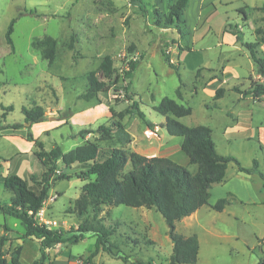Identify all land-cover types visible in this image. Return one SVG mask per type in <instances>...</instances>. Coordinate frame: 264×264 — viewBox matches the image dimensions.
<instances>
[{
	"label": "rangeland",
	"instance_id": "obj_1",
	"mask_svg": "<svg viewBox=\"0 0 264 264\" xmlns=\"http://www.w3.org/2000/svg\"><path fill=\"white\" fill-rule=\"evenodd\" d=\"M175 1L145 0L148 7L144 14L131 0H0V133L12 132L17 138L12 141L0 136V156L3 158L0 163V204H5L11 197L2 183L7 173H18L24 178L26 172L27 180L29 175L43 174L42 165L33 156L42 150L36 146L37 142L43 143L44 150L60 147L64 153L80 145L95 143L101 149L97 162H103L113 148L127 154L136 152L146 157H167L195 174L197 166L189 163L179 142L165 133V117L155 111L165 97L191 107L192 114L179 121L190 127L202 125L212 129L213 142L220 154L236 157L241 164L259 154L260 147L255 139L245 141L233 137L227 144L225 130L228 126L236 128L249 124L240 116L243 114L239 110L248 109L254 115V108L244 105L238 110L232 101L239 94L246 95L254 82H264L243 46V42H256L255 29L264 28V12L259 9L264 0H191L184 23L166 28L164 18L157 15V10L167 14ZM207 1L209 3L204 5ZM30 11L35 13L30 15ZM242 11L246 12L247 20ZM12 20H15L14 50L6 42ZM238 36L243 42L238 41ZM72 38L74 50L69 47ZM50 41L54 42L52 59L48 58ZM263 47L259 49L263 51ZM164 53L174 68L169 66ZM106 56L112 58L115 73L121 76L130 61L137 62L134 78L132 81L122 78L120 84L107 93H100L90 100L83 99L89 87L87 76L90 72H96L100 81L108 82L100 70ZM226 67L231 68L232 79H226L224 83V77L229 78ZM220 88L224 90L225 99L219 108H215L214 94ZM131 95L138 102V109L132 105ZM37 106L44 109L49 125L56 121L60 127L40 134L39 124L34 127L35 124L26 123L22 109ZM139 110L144 113L143 119L138 115ZM234 110L238 114H232ZM119 113H123V119L119 118ZM75 114L85 118L77 127L71 122ZM118 123L129 134V142L126 134L117 128ZM101 127L108 133L100 134L97 130ZM81 130L90 133L81 135ZM29 136L33 142H28ZM17 153H28L29 159H20V155L15 156ZM20 162H23L21 168ZM91 165L66 168L58 162L47 198L57 196L54 203H49L47 212L48 217L57 222L55 230L76 229L80 222L92 221L97 215L106 221L107 228L118 232L113 233L111 239L117 247L113 249L114 253L121 251L142 264H171L170 227L154 208L103 205L94 209L90 206L80 215L75 204L81 198V187L94 179L85 180L81 174ZM130 168L129 164L127 170ZM62 175L70 179H55ZM218 201L213 191L208 205L201 209L200 224L206 225L216 219L222 234L231 237L245 232L249 246H242L230 237L211 234L207 228L195 224L182 232L198 237L200 253L196 264H250L254 256L260 259V246L251 241L250 222L245 226L236 222L222 225L216 211L207 207ZM5 222L12 229L14 224L18 225L16 231H24L13 217L0 214V225ZM181 225L178 223V227ZM240 235L243 238L242 233ZM23 237L9 234V257L22 248ZM252 246L256 249L247 251ZM68 247L73 249L76 264H82L97 249L95 241L88 239L76 245L60 244L58 251L52 253L58 255ZM85 252L89 253L86 255ZM100 252L103 251L99 250L98 254ZM32 253V246H26L22 264L30 260ZM49 254L53 264L54 258L51 252ZM98 254L91 264H122V260L113 259L107 253Z\"/></svg>",
	"mask_w": 264,
	"mask_h": 264
},
{
	"label": "trees",
	"instance_id": "obj_2",
	"mask_svg": "<svg viewBox=\"0 0 264 264\" xmlns=\"http://www.w3.org/2000/svg\"><path fill=\"white\" fill-rule=\"evenodd\" d=\"M131 1L138 5L141 12L147 14L148 4L145 0ZM190 1L176 0L167 14H162L157 10V15L164 18V27L183 24L185 11ZM259 9L264 12V5ZM34 13V11L29 12L30 15ZM241 14L247 20L246 12L242 11ZM14 24L15 20H12L6 33V42L11 50H14L12 40ZM255 35L258 40L254 43L243 42L240 36L237 39L243 42V46L248 51L258 75L264 80V52L259 49L260 46H264V28L257 27ZM49 43L51 53L48 54V58L52 59L54 42L50 41ZM69 47L74 50L73 38ZM164 55L167 63H169L168 57L165 53ZM169 66L174 68L170 63ZM137 67V62L130 61L128 69L121 76V74L115 73L112 58L106 56L101 63L100 70L108 79V82L100 81L96 72H90L87 76L89 87L83 95V99L90 100L100 93H107L111 88L118 86L122 78L132 81ZM223 92L222 88L218 89L215 99H221ZM176 93L178 98L181 99L182 95L179 89ZM245 94H251L255 99L263 96L264 82H254ZM130 100L133 101L132 105L138 109V102L134 101L132 95ZM155 111L165 117L163 128L169 136L183 138L181 150L188 157L189 163L197 166L195 174L167 157H146L136 152L127 154L122 149L113 148L107 152L106 159L103 162H97L101 149L95 143H87L64 153L60 147L45 151L43 143L37 142L36 146L42 148V150L34 155L45 169L44 173L40 177L31 176L28 180L9 173L3 179L4 189L12 194V200L10 204H0V214L11 216L20 222L24 228V238L35 237L41 240L40 256L33 264H51L47 250L54 243H72L76 245L86 238H95L97 249L82 264H91L99 250L123 262L142 264L121 251L114 253L113 249L117 247L114 246V242L110 238L116 230H111V227L107 228L104 225V220L97 215L93 217L92 221L86 220L77 229L69 231L48 230L46 227L37 225L35 214L49 197L53 176L57 171L59 161L66 168L74 164H89L92 162L90 168L81 174V177L85 180L94 179L88 180L81 188V198L75 204L80 215L85 214L90 206L97 209L103 205L154 208L159 212L166 224L173 228V232L170 234L173 243L171 264L197 263L200 250L198 237L196 235L185 237L176 233L175 223L208 205L211 187L224 180L229 164L234 163L240 172L246 174L257 173L264 180V173L259 170L257 160H253L252 167L248 169L243 167L237 158L219 154L212 139V130L209 127L202 125L190 127L181 123L179 119L192 114L191 107H185L174 99L165 97L155 107ZM22 114L26 123L38 124L46 121L44 109L39 106L24 107ZM138 115L140 118H144V113L140 110ZM118 116L120 119L124 118L123 113H119ZM116 126L126 134L127 142H129V134L125 132L122 124L118 123ZM97 131H100V134L102 132L108 133V130L104 127L99 128ZM88 133H90L88 130L80 131L81 135ZM29 138L31 140L29 139L28 142H33L32 136H29ZM129 164L131 168L127 170ZM55 179L69 180L70 178L67 175H62L57 176ZM228 203L229 200L220 199L213 206V209L221 212ZM29 212H32V214ZM116 225H119V223ZM4 231L8 233L11 230L5 226ZM9 246L10 239L8 236H0V264H21L22 249L15 250L9 257ZM258 264H264V257Z\"/></svg>",
	"mask_w": 264,
	"mask_h": 264
},
{
	"label": "crops",
	"instance_id": "obj_3",
	"mask_svg": "<svg viewBox=\"0 0 264 264\" xmlns=\"http://www.w3.org/2000/svg\"><path fill=\"white\" fill-rule=\"evenodd\" d=\"M208 3H209V1L205 2L204 5H207ZM263 51H264V47H263ZM230 70H231V68L227 69V67H226V71H227L229 78H227L225 76L224 77V83H226V81H227L226 79H230V78L232 79V77L230 75V72H231ZM214 99H215V94H214ZM224 99L225 98L223 96L221 99L216 100L213 107L219 108L221 105V102ZM232 103H233V106L235 108L242 107L244 105H246L248 107H252V109L254 108V115L252 113L250 114L248 109H242L241 108L239 110V108H238L239 113L245 115V116H243V115H240V116L244 117L245 120H247V123L249 122V124H246L243 127L241 126V127H236V128H234L232 126L226 127L225 142H227V144H229L232 141L233 137H241V139H243L245 141H250L253 139L257 140V144L260 147L259 154L253 155L252 157H250L248 159V161H245L241 165L245 168L250 169L252 167L253 160H257L259 162V170L262 173H264V96H261V97L255 99V98H253V96L251 94H247V95L239 94V95H237V98H235L232 101ZM235 112H236V110H234V112L232 114H234ZM183 118H181V119H183ZM181 119H179V120H181ZM84 121H85V118L83 116L77 115V114L73 115L72 120H71L73 125H76V127H77V125L79 126L81 123H84ZM38 124L39 125L35 124L34 127L37 125L38 128H40V134H42L46 131L58 129L60 127L59 122H56V121L52 122V124H50V125L48 124L47 121H45L43 124H41V123H38ZM163 130L168 135L167 131L164 128H163ZM32 131H33V127H32ZM3 133L4 132L2 131L0 133V136H6V137L10 138L12 141H17V138L15 137V135H13L12 132H7L6 134H3ZM242 133H246V134L242 135ZM213 136H214V132L212 130V139H213ZM35 137L37 138L38 136L35 135ZM171 139H175V141L179 142L180 147L182 146L183 138L173 137ZM31 144H33V143H31ZM77 147H79V146H77ZM215 147H216V145H215ZM216 149H217V147H216ZM45 151H47V150H45ZM217 152H218V150H217ZM19 155L21 156L20 159H23V160L29 159L28 153H17L15 156H19ZM33 156L35 157L34 153H33ZM223 156H228V155H223ZM0 161L1 162L3 161V158L1 156H0ZM4 162L6 163V165L9 164L8 161H4ZM22 163L23 162H20V164H19L20 168L22 166ZM75 165H80V164H74L71 167H75ZM83 165H89V164H83ZM20 168H18V170ZM9 173H11V172H9ZM9 173H7V175ZM11 174H13V173H11ZM16 175L18 176V173ZM25 176H26V172L24 173L23 179H25ZM29 176L31 177V176H36V175H29ZM39 176H41V175H37L36 177H39ZM3 179H2V183H3ZM213 191L216 193L218 200H220V199L229 200V203L225 206V208L221 212L216 211V213L219 217V222L222 225H226V224L229 225V223H231V222H236L240 226H243V225L245 226V225H247L248 222H250V225H252V228L250 230V234L252 237L251 241L258 242V246H260V250L262 253V257H263L264 256V180L261 178V176L257 173L246 174V173L240 172L238 170L237 166L234 163H231L228 166L224 180L221 183L214 184L211 187L210 196H212ZM8 193H10V192H8ZM10 195H11V197H10L9 201L6 202L5 204H10V202L12 200V194L10 193ZM203 207H206V205ZM203 207H201L199 210H197L191 216L183 218L181 221L176 222L175 228H176L177 233L182 235V236L189 237L190 235L186 236V235H184V233L182 231L186 232L188 229H190L191 226H194L195 224H197L198 226H200L203 229L207 228L208 232L211 234H216V235H219L220 237H223V238L230 237L229 234H222L223 232L221 231V228L217 226L218 220L215 221L216 219L212 220V221H208L206 225L200 224L199 215H200L201 209H204ZM207 207L210 209H213V206L209 205ZM147 209H146V211H147ZM253 211H254V213H253ZM105 222L106 221H104V223ZM81 223L82 222H80V224ZM178 223H181L182 225L180 227H178ZM5 226H7L11 231L8 233H5V231H4ZM17 227H18V225L14 224L13 229H12L8 226L7 222H5L4 225H2V226L0 225V229H1L0 236H2V235L9 236V234H21L23 236L24 231L23 230L16 231ZM117 233L118 232H115V235ZM241 233L243 235V238L240 235ZM241 233L232 235L230 238L236 240L237 243H241L242 246L243 245L249 246L247 234L245 232H241ZM113 236L110 239H112ZM87 240L88 239L86 238L81 243H84ZM91 240L95 241V243H96L95 238H92ZM26 246H32V249H33L32 256H31V258H29L30 260L27 261L26 264H33L40 256L41 240L36 239L35 237H28V238L23 239L22 248H21L22 251H21V255H20V263L21 264L23 263L22 258L26 252ZM34 248H35V250H34ZM255 249H256L255 246H252L251 248H248L247 251L255 250ZM72 250L73 249L72 248L69 249V247L64 248V249H62L61 253L58 255H55L51 252L52 257L54 258L53 264H76L74 257H73L75 254H73ZM88 253L89 252H85L84 254L87 255ZM102 253L103 252H100L98 255H101ZM199 253H200V250H199ZM198 258H199V255H198ZM258 258L259 257L254 256V260H251L250 264H258L261 260V258L260 259H258ZM122 264H131V263L122 261Z\"/></svg>",
	"mask_w": 264,
	"mask_h": 264
},
{
	"label": "built area",
	"instance_id": "obj_4",
	"mask_svg": "<svg viewBox=\"0 0 264 264\" xmlns=\"http://www.w3.org/2000/svg\"><path fill=\"white\" fill-rule=\"evenodd\" d=\"M264 96V95H263ZM1 163V161H0ZM57 196H51L49 199H46L43 202L42 208L35 214V222L38 226L46 227L48 230H55L57 227V222L53 221L48 217V205L49 203H54L56 201ZM32 214V212H29ZM60 244L54 243L47 250V253L58 251ZM50 255V254H49Z\"/></svg>",
	"mask_w": 264,
	"mask_h": 264
},
{
	"label": "water",
	"instance_id": "obj_5",
	"mask_svg": "<svg viewBox=\"0 0 264 264\" xmlns=\"http://www.w3.org/2000/svg\"><path fill=\"white\" fill-rule=\"evenodd\" d=\"M173 232V228L172 227H170V234Z\"/></svg>",
	"mask_w": 264,
	"mask_h": 264
}]
</instances>
